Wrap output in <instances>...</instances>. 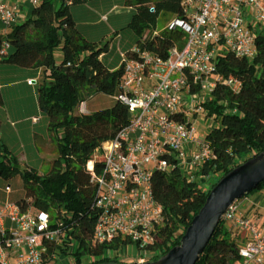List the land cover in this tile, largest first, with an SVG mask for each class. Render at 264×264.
<instances>
[{"label": "trees", "instance_id": "1", "mask_svg": "<svg viewBox=\"0 0 264 264\" xmlns=\"http://www.w3.org/2000/svg\"><path fill=\"white\" fill-rule=\"evenodd\" d=\"M85 0H39L28 8V15L0 33V50L8 44L0 62L26 68H40L37 82L39 110L48 118L50 142L56 158L46 162L43 172L23 168L16 154L0 141V177L19 175L24 197L22 208L32 206L48 213L50 226L66 233L59 254L69 253L74 264H82V255L100 256L106 251L131 243L117 237L109 243L95 244L91 236L97 218L93 206L95 186L90 182L87 163L94 153L101 154L102 143L112 139L128 120L127 108L115 102L107 108L80 112L79 105L97 93L114 96L119 91L123 72L120 64L109 70L100 56L107 45L96 48L82 36L71 16L69 6ZM182 0H123L131 8L127 26L136 35L137 45L162 57L173 46L181 47L185 32L177 27L157 30V20L164 14L184 17ZM1 25V23H0ZM61 48L63 58L57 62L54 50ZM255 54L251 59L230 52L217 58L215 72L222 79L240 81L234 92L224 82H217L208 100L201 103L205 116L214 125L204 136L210 156L194 179L177 166L155 170L151 177L152 193L162 209L160 233L163 239L152 247L158 251L151 260L164 255L179 243L192 217L203 205L209 190L227 172L264 151V33L255 35ZM127 54L128 52L125 51ZM196 92L197 87H191ZM0 91V104H2ZM102 162L94 159L99 171ZM215 181L208 188L201 183L207 177ZM261 182L251 192L262 189ZM72 246L69 252L66 247ZM239 244L223 221L215 227L195 264H239ZM117 262L102 258L86 264ZM136 263V262H134Z\"/></svg>", "mask_w": 264, "mask_h": 264}, {"label": "built area", "instance_id": "2", "mask_svg": "<svg viewBox=\"0 0 264 264\" xmlns=\"http://www.w3.org/2000/svg\"><path fill=\"white\" fill-rule=\"evenodd\" d=\"M28 1L36 5L39 0ZM181 8L184 17H175L167 27L185 32L181 47L173 46L165 57L137 44L128 54L119 53L123 72L113 98L126 106L128 120L102 143L100 170L94 169V155L87 163L98 212L91 242L127 238L144 253L137 263L151 261L145 252L160 242L162 209L152 193L153 172L177 166L189 179L199 173L211 152L204 138H196L190 114L203 110L201 101L217 82L239 89L238 79L216 74L217 58L230 52L251 59L257 27L264 25V0H182ZM18 19L17 5L0 0L3 27L10 29ZM7 48L3 43L0 54ZM78 108L87 112L85 102ZM4 189L10 192L9 185ZM246 200L247 195L233 201L221 221L245 239L239 243V264H264V225L242 214ZM65 239L64 231L50 226L48 213L0 202V264H55L66 255L59 254Z\"/></svg>", "mask_w": 264, "mask_h": 264}, {"label": "rangeland", "instance_id": "3", "mask_svg": "<svg viewBox=\"0 0 264 264\" xmlns=\"http://www.w3.org/2000/svg\"><path fill=\"white\" fill-rule=\"evenodd\" d=\"M57 4L58 0H54V6H57ZM29 6H31V4H29ZM69 10L76 23L78 31L84 38L93 42L96 48L103 47L105 44L107 45V50L104 52L103 58L106 64L112 62L111 66L117 65L120 60L119 50L126 51L135 45L137 37L127 26L133 10L124 6L123 0H85L80 3L70 5ZM103 15H106L107 18L103 19ZM174 18L175 17L172 14L159 16L157 20V30L167 28ZM257 30L264 33V25H258ZM54 57L57 62L62 60L63 54L61 48H56L54 50ZM8 69V62H0L1 76L3 78L11 79L12 81L18 80L19 72ZM33 74V72L29 73L30 76H33ZM32 79H34V77H32ZM29 84H31V82ZM35 88L37 91V83H33V85L30 86H25L24 84V86L20 85L14 88L0 89L3 99L2 104H0V122L2 123L0 135L1 133L8 135L9 143L7 144L13 151H17L19 148L18 146L21 143L25 144L24 151L32 160L29 165H22V167L33 168L41 173L47 167V163L43 161L42 151L37 149L36 146L29 145L30 140L25 136L23 131L22 133L17 134L15 130L17 126L13 127V131H15L13 135H11L5 128V120L7 118L6 109H9L10 113H12L15 108H19V110H25L26 112H30L32 114H39ZM208 98L206 100H208ZM198 101H201V97H199ZM85 102L87 110L92 112L110 107L115 100L110 95L97 93L86 99ZM205 113L206 111L203 109L196 115H193L192 113L190 114L191 121L195 124L197 129L196 138L198 139H203L208 130L214 125L212 118L206 117ZM2 140L0 139L1 142H3ZM20 149L23 150L22 148ZM93 155L96 158H101L100 153H94ZM214 181V177H207L205 181L201 183V186L203 188H208ZM217 181L218 179L216 182ZM6 185L10 186L11 192L6 193L4 189ZM261 190L264 193V186ZM249 194L250 193L246 195ZM23 197V184L19 175H15L9 179L0 177V201L5 198L17 201ZM248 201L249 198L244 202L246 204L242 205V214L250 218L253 215L256 218H259L260 214L256 212L252 214V207L249 206L250 204ZM226 228L239 244L241 242L240 232L232 225H228ZM163 237L164 236L159 233L158 240L161 241ZM157 252L158 251L153 250L146 251L145 257L151 258L156 255ZM142 255H144V253L137 248L135 243L131 242L121 244L118 248L106 251L105 254L100 256L82 255L81 261L82 264H86L102 258H107L121 263H137L139 257ZM55 264H74L73 257L69 253H66V255L63 258L58 259Z\"/></svg>", "mask_w": 264, "mask_h": 264}, {"label": "water", "instance_id": "4", "mask_svg": "<svg viewBox=\"0 0 264 264\" xmlns=\"http://www.w3.org/2000/svg\"><path fill=\"white\" fill-rule=\"evenodd\" d=\"M261 182H264V151L237 165L213 185L203 205L185 228L179 243L158 259L143 263L94 264H195L225 210Z\"/></svg>", "mask_w": 264, "mask_h": 264}, {"label": "crops", "instance_id": "5", "mask_svg": "<svg viewBox=\"0 0 264 264\" xmlns=\"http://www.w3.org/2000/svg\"><path fill=\"white\" fill-rule=\"evenodd\" d=\"M7 2L10 4L17 5L18 16H19L18 21L23 20L25 16L28 15V8L30 4L28 0H7ZM103 16H106V15H103ZM9 30L10 29L4 28L2 24L0 25V33L5 34ZM129 49H131V47ZM120 52H125V51L119 50V53ZM100 58L104 62L103 60L104 53L100 56ZM111 63L112 62H110L109 64H106L104 62V64L108 67L109 70H114L120 65V60H119V63L115 66H111ZM8 68H9L8 70L19 72V78L16 81H12L11 79L3 78L0 74V89L1 90L7 89V88H14L20 85L24 86V84L25 86L33 85V83H37L36 80L39 78L40 71H41L40 68L38 69L26 68V67H21V66L12 64V63H8ZM30 72L34 73L33 76L29 75ZM32 77H34V79H32ZM28 80H31V84L27 82ZM35 92H36V97H37L36 88H35ZM85 105H86V102H85ZM86 111L90 112L87 110V108H86ZM6 112H7V118L5 120V123H6L5 128L7 129V131H9L11 135L15 133V131H13L14 130L13 127L17 126L18 128L16 127L15 129L17 134H20L23 131L25 136L30 140L29 145L36 146L37 149L42 151L44 162H48L56 158V154H54L53 149H52V144L50 142V134L48 132V118L40 110H39V114H32L30 112H26L25 110H19V108L17 109L15 108V110H13L12 113L9 112V109H6ZM33 118H36L37 120L34 121ZM1 125L2 123L0 122V129H1ZM0 139L1 140L3 139L2 140L3 143H5L8 146L7 144L9 143L8 135H6L5 133H1ZM18 147L19 148L17 149V151L12 150L16 154L17 161L20 162L22 165H25V166L29 165L32 159L24 151L25 144L21 143ZM20 148H22L23 150H21ZM248 198H249L248 203L250 204L249 206L252 207V211H253L252 214H254V212L260 214L259 218L254 217V215L253 216L251 215L252 216L251 218L253 220L259 221L260 224L264 225V193L260 189V190L251 192L249 195H247V199ZM4 201L15 202V200H10L8 198H5L4 200L0 202H4ZM243 204H246V203H243ZM242 241H245L243 237H241V242Z\"/></svg>", "mask_w": 264, "mask_h": 264}]
</instances>
